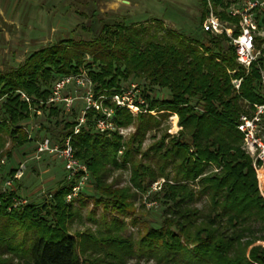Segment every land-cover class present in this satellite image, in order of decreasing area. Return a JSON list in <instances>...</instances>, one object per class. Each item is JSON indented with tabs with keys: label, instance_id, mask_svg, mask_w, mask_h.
<instances>
[{
	"label": "trees",
	"instance_id": "obj_1",
	"mask_svg": "<svg viewBox=\"0 0 264 264\" xmlns=\"http://www.w3.org/2000/svg\"><path fill=\"white\" fill-rule=\"evenodd\" d=\"M208 3L214 9L217 6L225 9L230 5L228 0H200V26ZM226 16L223 12L219 18L236 22ZM107 28L102 26L91 42L66 40L32 52L16 69L0 73V161L3 158L10 160L13 150L30 143L21 126L29 117L28 108L17 92L45 100L55 79L79 73L84 68L81 67L84 57H89L90 64L85 70L96 95L119 92L122 89L120 80L129 78L141 80L148 89L156 88L167 93L165 99L143 95L147 113L136 117L123 109L114 110L112 120L115 126L123 128L132 122L135 124L134 136L125 144H121V137L116 133L109 136L97 134L93 112L87 114L86 123L76 135H73L76 122L65 124L59 139L61 142L69 138L74 155L86 166L95 190L102 189L110 173L124 167L127 161L131 164V182L142 191L147 183L164 179L166 169L170 168L175 174L173 182L164 179L158 194L168 203L172 202L178 211L185 209L183 213L178 212L181 225H176L184 243L193 248H184L181 238L169 230L172 223L167 224L168 229L150 231L139 247L149 252L159 243L162 254L158 260L167 263H174L183 253L185 258L179 261L185 259L187 264H264V246H253L247 253L256 241L264 243V199L257 191L251 160L240 148L242 135L236 130L239 117L248 113L243 104L264 102L257 92L258 70L253 66L245 72L236 63L227 38L202 33L201 27L207 46L170 31H164L159 37L149 35L150 26H117L112 31ZM89 65L96 66L97 70ZM233 79L241 80L238 92L231 84ZM49 110L52 111L49 115L54 116L58 111ZM149 112L159 113L161 118L175 114L181 128L178 137H173L165 145V139H169L166 135L141 155L145 161L154 164V169L134 159L138 153L134 146L139 148L145 133L160 125L149 116ZM6 143H9L8 148H5ZM121 148L125 151L119 164L118 151ZM208 165L220 168L221 174L200 183L210 190V200L217 197L212 208L224 204L213 218L186 207L193 197L186 183L196 180ZM1 171L0 167V176ZM13 174V170L8 172L7 178ZM68 192L67 185L60 187L52 196L53 206L47 210L46 205L36 207L31 204L13 208L15 193L0 192V228L2 220L8 228L13 226L8 239L4 236L6 234L0 237V248L6 255L17 256L13 247L15 243L23 249L24 239L15 242V234L24 227L33 234L40 233L32 236L27 249L32 264H78L75 239L62 228H50L44 218L50 212L53 217L63 218L72 211L75 201L68 204L64 201ZM119 198L123 208L126 197L121 194ZM249 221L253 224L247 227ZM216 222L222 225V228L218 225L222 233L211 228ZM257 222L261 224L258 229L255 228ZM188 231L195 235L190 236ZM244 233L248 237L251 234L260 236L241 242L245 239L242 237ZM199 234L204 238H197Z\"/></svg>",
	"mask_w": 264,
	"mask_h": 264
},
{
	"label": "rangeland",
	"instance_id": "obj_2",
	"mask_svg": "<svg viewBox=\"0 0 264 264\" xmlns=\"http://www.w3.org/2000/svg\"><path fill=\"white\" fill-rule=\"evenodd\" d=\"M232 1L234 0H228V2ZM225 9L217 6L214 10L218 16H221ZM201 13L200 0H0V73L5 74L16 69L29 54L48 46L66 40L91 42L98 36L102 26L108 27L110 31L117 26L142 25L146 28L150 26L149 35L156 34L159 37L164 35V31H170L188 39L193 38L196 42L207 46V38L200 31ZM158 26L163 31H160ZM87 64H90V58L84 57L83 65H81L84 68L80 72L86 73ZM90 66L94 71L97 70L96 66L88 67ZM120 84L122 89L137 90L143 101V95L157 99L167 98L165 90L148 89L141 80L121 79ZM132 86L135 89H132ZM234 90L239 91L235 88ZM243 105L247 114L250 115L253 104L244 103ZM80 108L81 104L77 102L70 114L64 115L57 111L55 116L49 115L52 111L45 109V117L39 120L40 130L36 131V135L34 134L36 139L46 135L59 141L60 134L64 132V125L77 120ZM142 110V114L147 113L145 109L142 108ZM148 114L160 122V125L145 133L139 148L134 146L138 152L134 155V159L154 169V164L145 161L141 155L146 154L149 148L158 144L166 135L169 139H165V145L173 137H178L181 128L178 126L177 116L168 115L166 118H161L159 113ZM123 129L124 133L120 136L121 144L133 138L134 122ZM255 136L264 144V118L261 119ZM8 146L9 143H6L5 148ZM123 148L118 151L119 164L122 162L121 154L125 151ZM240 148L251 160L257 191L264 199V164L256 159L254 149L244 151L243 142ZM33 153L34 142H30L20 149L13 150L10 160L5 159V164L1 167L0 192L6 190L3 187V182L7 178L6 174L15 170L18 164L25 162L23 176L13 184L12 190L17 198L25 200L27 204L36 207L46 205L47 210L53 206V194L60 187L67 185L66 175L62 164L54 157L44 156L36 161L33 159ZM220 174V168L208 165L196 180L186 183L193 194L186 206L188 209L202 211V215L208 218H213L216 211L221 210L224 204L219 203L218 208H212L215 206L213 204L216 203L217 197L210 200V190L205 187V184L200 183L201 180L219 177ZM174 178L175 174L172 170L166 169L164 179L173 182ZM131 179L129 161L125 162L124 167L113 170L100 190L94 189L88 177L80 191L82 196L75 200L72 211L63 218L53 217L52 212L47 216L43 213L46 224L50 228L55 226L62 228L64 233L75 239L78 264H187L185 259L182 262L179 261L185 258L183 253L174 263L159 261L162 254V251L158 249L159 243L149 252L139 247L141 240L146 238L150 231H158L160 228L168 229L167 224L172 223L169 230L181 238L180 242L184 248L185 246L189 250L193 248L184 243L176 225H181L179 213L185 211L182 208L184 206L181 207L184 211H178L171 204L172 202L168 203L158 194L164 179L147 183L145 191L138 189ZM146 181L148 179L145 177L144 182ZM121 194L126 197L123 208L122 200L119 198ZM56 221L59 223L56 224ZM219 223L216 222L211 228L218 230ZM248 223L247 227L253 224L252 221ZM260 225L257 222L255 228L258 229ZM1 226L0 237L6 234L4 236L8 239L13 226L8 228L3 220ZM220 226L222 228V225ZM218 232L222 233V229ZM37 234L40 233L33 234L32 230H24V227L17 230L15 242H20L23 238V249L17 246L19 243L13 244L17 256L12 257L9 254L6 255L0 248V264H32L27 249L32 236ZM188 234L195 235L190 231ZM258 236L260 235L251 234L248 237L244 233L242 237L245 239L241 242L251 241L259 238ZM197 238L203 239L204 235L199 234ZM258 245L264 246V243L256 241L248 248L247 253L253 246Z\"/></svg>",
	"mask_w": 264,
	"mask_h": 264
},
{
	"label": "built area",
	"instance_id": "obj_3",
	"mask_svg": "<svg viewBox=\"0 0 264 264\" xmlns=\"http://www.w3.org/2000/svg\"><path fill=\"white\" fill-rule=\"evenodd\" d=\"M225 13L229 19L236 22L221 20L212 5L208 3L205 18L200 26L201 31L212 36H225L227 45L233 49L236 63L245 72L253 66L256 67L257 92L264 100V0H234L225 9ZM231 84L238 90L240 80H232ZM132 89H135L134 86ZM17 94L26 104L29 112L28 119L21 126L28 140L34 142L33 159L39 161L44 156H51L62 164L69 187V192L64 198L67 204L78 199L82 186L89 177L88 171L86 166L76 159L69 138L61 142L46 135L36 139V131L40 130L39 120L44 118V110L56 109L61 114L67 115L71 113L74 105L80 102L81 108L75 121L73 135H76L79 128L86 123L87 114L93 112V126L97 134L109 136L116 133L122 136L124 129L115 126L112 120L114 110L123 109L136 116L143 112L142 108L145 109V102L138 95L137 90L121 89L108 96L96 95L94 86L84 71L55 79L45 100L31 98L22 92ZM250 111V115L242 114L239 117L236 130L242 135L244 151L254 149L256 159L264 164V144L255 136L258 125L264 118V102L253 104ZM149 113L154 114V112ZM170 115L176 117L175 114ZM4 164L3 158L0 167ZM25 168V162L18 164L13 170L12 177L6 178L3 182L4 189L12 192L13 184L23 176ZM24 205H27L25 200L16 196L12 199L13 208Z\"/></svg>",
	"mask_w": 264,
	"mask_h": 264
}]
</instances>
